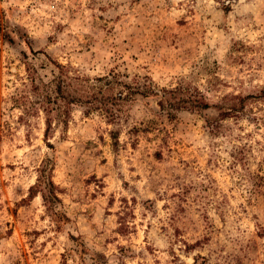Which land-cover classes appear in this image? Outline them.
I'll list each match as a JSON object with an SVG mask.
<instances>
[{
	"label": "rangeland",
	"instance_id": "obj_1",
	"mask_svg": "<svg viewBox=\"0 0 264 264\" xmlns=\"http://www.w3.org/2000/svg\"><path fill=\"white\" fill-rule=\"evenodd\" d=\"M0 264H264V0H0Z\"/></svg>",
	"mask_w": 264,
	"mask_h": 264
},
{
	"label": "trees",
	"instance_id": "obj_2",
	"mask_svg": "<svg viewBox=\"0 0 264 264\" xmlns=\"http://www.w3.org/2000/svg\"><path fill=\"white\" fill-rule=\"evenodd\" d=\"M55 83V87H54V92L56 94V97H54L55 100L51 99V96L46 95L45 96V103H52L53 105L56 104V101L58 102V100H60V102H58V105H64L65 108H70L71 105H80L83 100H85L86 102H89V99L87 97H82L81 95L78 96L70 93V91H68V83L66 81H64V79L62 78H55L54 80ZM248 99V97H241V96H232V97H223L222 101L223 102H228L230 101L231 104L227 105V109H223V111L220 113L221 115H233V116H237L238 113L243 112V107L245 106L244 103L245 101ZM208 105L207 103H203L201 101L198 100H190L189 103L185 106H183L182 108L188 111H201L202 109L207 108ZM221 107L219 104L215 105V108H219ZM49 126V125H48ZM50 127H48L45 130V135L47 134L48 130Z\"/></svg>",
	"mask_w": 264,
	"mask_h": 264
}]
</instances>
